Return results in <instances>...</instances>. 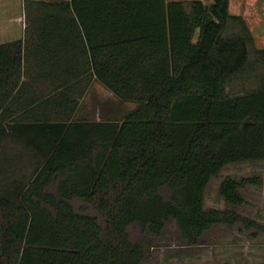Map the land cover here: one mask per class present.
Masks as SVG:
<instances>
[{
    "label": "trees",
    "instance_id": "1",
    "mask_svg": "<svg viewBox=\"0 0 264 264\" xmlns=\"http://www.w3.org/2000/svg\"><path fill=\"white\" fill-rule=\"evenodd\" d=\"M40 3L30 44H0V144L22 146L0 153V264H143L133 224L157 238L175 219L189 245L217 224L257 226L204 207L228 164L264 161V76L235 87L252 37L230 0ZM232 19L247 37L227 34ZM35 78L52 92L36 94ZM93 80L136 108L76 119L73 92ZM254 183L227 177L219 191L241 206Z\"/></svg>",
    "mask_w": 264,
    "mask_h": 264
},
{
    "label": "rangeland",
    "instance_id": "2",
    "mask_svg": "<svg viewBox=\"0 0 264 264\" xmlns=\"http://www.w3.org/2000/svg\"><path fill=\"white\" fill-rule=\"evenodd\" d=\"M41 1L62 0H0V44L20 40L25 41V47L30 44L28 33L33 21L43 11ZM202 1L207 5L214 2ZM243 1H249V6L242 7ZM230 9L234 15L241 9L249 15L248 19L244 20L252 37L248 40L249 62L244 78L237 79L235 87L245 86L250 90L256 88L264 76V52H261L264 50V0H230ZM240 17L243 18L242 15ZM233 33L247 37L242 21L230 20L227 34ZM51 86L49 81L38 79L35 82V92L36 94L50 92ZM77 96H79L76 114L78 120L122 122L137 106L136 102L118 98L99 81H94L84 95L79 92ZM18 150H22V146L15 145L8 138L0 144L1 154ZM25 154L27 157L19 165V172L21 169L22 172L30 174L34 168V159L28 152ZM19 174L16 176L19 177ZM227 177L238 181L249 177L258 180V183L249 184L242 189L246 200L243 205L233 206L220 194V185ZM75 205L78 207L79 203L75 202ZM204 207L236 211L253 220L257 226L248 228L241 222L235 225L217 224L205 232L199 245H189L175 219L169 221L163 235L157 238L147 236L138 224H133L129 227V232L131 240L142 244L145 249L146 257L143 264H264V161L228 164L220 176L214 178L208 185Z\"/></svg>",
    "mask_w": 264,
    "mask_h": 264
},
{
    "label": "crops",
    "instance_id": "3",
    "mask_svg": "<svg viewBox=\"0 0 264 264\" xmlns=\"http://www.w3.org/2000/svg\"><path fill=\"white\" fill-rule=\"evenodd\" d=\"M242 7H245V6H249V1H243V4L241 5ZM232 7V6H231ZM231 10V9H230ZM231 13H232V10H231ZM234 14V13H233ZM236 15H238V16H241L242 15V17L244 18V20L246 21V19H248V12H246V11H244L243 9H241L238 13H236ZM94 81H97V80H93L92 81V83L94 82ZM91 83V84H92ZM91 84L89 85V86H91ZM89 86H88V88H89ZM88 90V89H87ZM81 92H82V90H81ZM86 92V91H85ZM36 93V92H35ZM73 96L74 97H77V95L79 94L78 92H73ZM84 95V94H83Z\"/></svg>",
    "mask_w": 264,
    "mask_h": 264
}]
</instances>
